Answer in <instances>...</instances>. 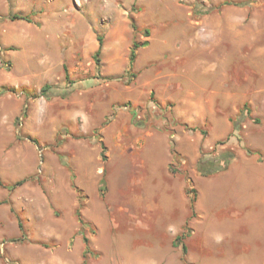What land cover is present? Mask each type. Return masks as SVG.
<instances>
[{
  "label": "rangeland",
  "instance_id": "374dc122",
  "mask_svg": "<svg viewBox=\"0 0 264 264\" xmlns=\"http://www.w3.org/2000/svg\"><path fill=\"white\" fill-rule=\"evenodd\" d=\"M185 262L264 264V0H0V264Z\"/></svg>",
  "mask_w": 264,
  "mask_h": 264
},
{
  "label": "trees",
  "instance_id": "16d2710c",
  "mask_svg": "<svg viewBox=\"0 0 264 264\" xmlns=\"http://www.w3.org/2000/svg\"><path fill=\"white\" fill-rule=\"evenodd\" d=\"M12 19H25L27 21L28 18L26 15H22V14H13L11 16ZM133 25V24H132ZM145 34L146 36L149 35L148 30H145ZM97 42H98V46L97 49L95 50L94 53V58L97 60V56L100 54L101 51V47H102V38L100 36L97 37ZM146 43V41L143 42H137V41H133L132 45L130 47L129 50V55H128V69L127 72L129 73L130 69L132 68L133 62L135 60L136 57V49L141 46L144 45ZM131 76H133L132 73H129ZM65 77L67 78V71L65 70ZM50 86L48 84H44L41 88H40V95H47V92L49 91ZM248 108L243 107L242 112H247ZM25 114V110H23L22 115ZM136 113L134 112V115ZM224 141H218L216 142V144H222ZM102 147V155H103V149L104 146L101 145ZM248 152H252L250 150H248ZM235 158V153L232 149H224L223 151L219 152V153H214V150L211 151H201L200 152V157L196 163V169L198 171V173L202 176H209L212 174H215L217 172H221L224 171L226 169H228L229 165L231 164V162L233 161V159ZM101 185H103L104 180L101 179L100 181ZM192 191V190H190ZM196 198H195V194H193L190 197V207L193 208L194 206V202H195ZM77 215V219L79 221V223L81 224V226H85V222L83 221L79 210H77L76 212ZM177 238H180V236H177ZM176 243V242H174ZM84 244H85V250L88 251L89 250V246H88V239L86 237H84ZM181 249H182V259L185 261V254L187 251V247L184 243L181 244ZM185 264H192L189 262H185Z\"/></svg>",
  "mask_w": 264,
  "mask_h": 264
},
{
  "label": "bare ground",
  "instance_id": "6f19581e",
  "mask_svg": "<svg viewBox=\"0 0 264 264\" xmlns=\"http://www.w3.org/2000/svg\"><path fill=\"white\" fill-rule=\"evenodd\" d=\"M239 29L240 27L234 21L232 23H227L226 25L219 24L206 27L203 33L200 34L198 31L197 36L198 39H203L202 42L205 43L204 45H213L217 44L221 40V38L235 34Z\"/></svg>",
  "mask_w": 264,
  "mask_h": 264
}]
</instances>
